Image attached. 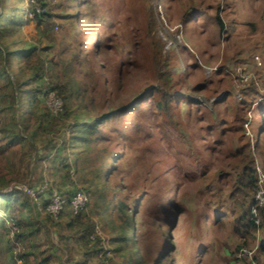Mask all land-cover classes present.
Segmentation results:
<instances>
[{"label":"rangeland","instance_id":"374dc122","mask_svg":"<svg viewBox=\"0 0 264 264\" xmlns=\"http://www.w3.org/2000/svg\"><path fill=\"white\" fill-rule=\"evenodd\" d=\"M26 1L21 3L20 0H5V10L4 15L0 17V27L3 28V32L11 30L6 35L10 36L7 38L8 42L13 43L16 47L27 46L29 49L32 47L30 51L36 46L42 58L50 61L51 67L46 71L47 81L51 79L55 84H62L68 80L72 82L69 106L74 108L76 115H91V119L84 123H90L93 118L95 119L98 116L97 110L107 108L110 102L106 95L117 91V88L113 86L108 92H104L98 82L97 74L92 69L91 58H99V50L94 43L96 36L92 34L93 32H100L104 38L109 37L107 39L111 45L110 54L115 59L117 58V62L123 55L127 57L129 53L132 57L137 55L138 59L146 60L140 67H135L130 63L125 69L128 83L126 89L121 92L123 99L117 105L128 103V100L136 96L142 89L158 81L156 61L164 58L165 53L169 52L174 57L171 60L173 64L178 63L183 69H187L183 77L187 75L185 78L186 88H194L193 93H189L195 95V103H203L202 106H197V104L185 106L182 99L178 100L183 106H181V112L177 114L176 119L187 131L185 135H182V139L176 138L178 135L176 130L172 135L161 137L159 149L162 154L157 157L159 169L156 168L154 174L146 166L147 154L141 153L142 145L148 143L149 139V136L142 137L141 128L148 125V131L151 134L156 122V117H153L146 124L143 123L146 112L152 109L150 106L151 97L141 105L139 104L140 107L134 106L126 118L130 120L122 130L133 129L130 134L132 138L129 140L131 147H128L124 135L117 133L111 124L103 121L99 132L103 138L98 147L99 152L89 145L86 146L85 152L83 150L79 153L77 158L79 170L74 171L73 169L71 173L76 188L88 192L89 203L85 211H89L98 222V233L104 244L101 256L106 250L116 264H129L126 262L128 258L123 256L128 253V248L123 246V243L114 244L110 241L113 237L111 231L117 224L116 211L113 205L112 207L106 205L101 179H96L94 172V170H101L105 157L109 153H114L117 155L104 166L106 176L109 175L113 179V167L118 164V157L123 156L119 164V173H122L119 178L121 186L117 189L112 202L114 204L121 195L125 194L127 190H122L125 183L133 182L137 198L131 204L133 211L138 213V220L147 216V213H142V210L149 208L156 197L163 196V188L160 185L164 179L168 189L177 188L166 199L164 211L158 212L153 218L152 225L158 229L159 239L152 245L150 252L146 253V259L141 263L133 261L130 264H156L155 259L163 253L165 254L164 264H253L250 257L237 256L239 250L244 247L254 251L258 264H264L261 261L264 256L259 255L261 239L264 237V229L260 226L261 222L256 239L250 244L236 249L240 242V235L233 232L229 224L213 226L214 223L210 217H206L203 221L199 218L200 213L205 211L210 212L213 216L215 209L227 213L226 207L229 206L230 201L219 194L216 184L220 181L214 172L224 168L230 175L238 176L241 169L235 165V159L232 158L233 154L230 150L235 151L241 141L246 139L254 141V117L258 123L263 122V114L257 113L256 105L264 96V0H164L160 3H157L158 0H50L48 11L51 13V19L45 20L40 25H37L33 20L27 21L29 4H26ZM194 5L205 8V10L198 12V16L192 22L184 20L187 11L191 10ZM10 8L15 10H10ZM17 11L20 12L19 18L22 20L16 17ZM215 11L219 13L225 23V28L220 32H218L214 19L209 18V15ZM150 12L154 13V18L150 19ZM19 21L21 27H13ZM147 28L150 29L149 34H147ZM134 32L145 33L146 39L141 40L143 44L136 39ZM98 35L100 34L98 33ZM154 40L156 50L151 55L149 44ZM139 44L143 48L141 51ZM21 55H16L17 63L21 59ZM145 64L146 69H144ZM123 69L124 67L121 68V70ZM172 71L176 72V67ZM103 75L105 76L104 71ZM250 83L255 84L261 94H251L250 91L243 94L241 89L250 86ZM77 85H80L82 92L78 91ZM48 88L58 90L52 86ZM86 88L93 98L85 92ZM177 89L179 90L180 86H177ZM58 92L60 93V90ZM227 92L233 93L232 98L235 102H241L244 97H249L253 106L247 111L246 104L243 103L237 105L234 102V105L231 106L226 105L225 102H218ZM60 95L62 96L61 93ZM6 98L1 96L0 100ZM5 101L3 103H6ZM64 107L65 100L63 98V107L59 111L60 113ZM213 111L215 113H212ZM3 112L7 120H13L12 114L4 110ZM23 117H27L26 113L23 114ZM164 121L166 120L162 122ZM116 122L120 123L119 120ZM54 124H57V120L53 123L52 135L57 138L62 137V142L65 138L64 135H67L66 140L62 143V146L65 145L61 150L63 154L65 149L68 151L70 147L73 133H70L62 124L59 127H54ZM260 134L264 140V128L262 127ZM192 140L193 144H190ZM144 141L147 142L143 144ZM4 143V141H0V173L2 172L0 177H3L0 178V184L2 181L10 182L11 185L4 190L10 191L27 182L17 184L16 180L10 179L11 181H9V176H17L13 172L14 168H20L22 172L26 171L30 164L32 167L35 163V155L33 158L27 157L28 149L21 147H29V143L25 140L14 142L13 148L9 149ZM178 148H183V150H177ZM75 149L80 151L82 147L76 145L72 150L73 154ZM171 149L177 150L176 156L183 153L185 156L176 161V156L171 154L173 153ZM175 161L176 163L182 162L180 165L182 177L177 173L174 175ZM41 163L44 164L42 173L44 179L49 181L48 188L55 178L58 184L54 182L52 190H58L66 185L61 182V173L57 171L55 174L54 165L56 166V163H53L51 158H45ZM168 163L170 166L164 170L163 166ZM161 171H165V178L161 176ZM262 171L264 173V168ZM40 180L41 178L36 182V186L45 181L40 182ZM65 182L70 183L69 180ZM230 185L229 182L226 183L223 193H227ZM216 193L218 195L214 198L213 194ZM177 196L179 201L185 203L190 210L185 214V219L179 217L180 213L172 205V201ZM2 199L0 198V201ZM16 205L13 203L10 209H5L0 205V220H4L8 226L13 224V217L18 218L16 210H13ZM39 212L41 221L48 220L44 211ZM173 213L174 217L172 221H169L168 216ZM223 215L222 219L225 218L229 221L230 217ZM49 223L53 222L49 221ZM202 225L204 226L203 234L200 231ZM64 230L57 225H51L48 232L33 236L32 240L37 251L44 250V254L49 253L50 255L51 249L58 251L59 248H63L59 251L64 252L65 257L72 252L75 253L74 242L71 243V251L66 249L63 240L64 237L68 238L69 230L63 232ZM4 232V228L0 227V239L3 243V249L0 251L1 262L17 264L15 255L14 258L9 256ZM16 234L17 230L9 229L10 242L16 246L19 245L20 251L16 253L21 254L25 248L27 249L29 241L20 240ZM200 236L203 242L209 241V249L199 258L192 259L190 244L197 242ZM67 243L70 242L66 240ZM174 243L176 246L178 245V249L169 255ZM117 245L124 248L116 251ZM76 254L77 258H83L81 251ZM38 257V261H40L42 256L38 255ZM27 259L23 260V264H26ZM47 259L46 262L49 264L70 263V260L63 262L55 256ZM236 259L249 260V263L239 262Z\"/></svg>","mask_w":264,"mask_h":264},{"label":"trees","instance_id":"16d2710c","mask_svg":"<svg viewBox=\"0 0 264 264\" xmlns=\"http://www.w3.org/2000/svg\"><path fill=\"white\" fill-rule=\"evenodd\" d=\"M49 1L50 0H27L26 4H29L27 8V21L33 20L37 25H40L45 20L47 21L51 19V13L48 11ZM163 1L164 0H158L157 3ZM20 2L25 3V0H20ZM4 10L5 0H0V17L4 15ZM10 10L15 9L10 8ZM203 10H205V8L194 5L191 10L187 11V15L184 17V20L192 22L194 18L198 16V12ZM16 17L22 20V18H19V11L16 12ZM149 17L150 19L154 18V13L150 12ZM209 18L214 19L218 27V32L225 28V23L217 11L210 14ZM18 26L21 27L20 21L17 25H13V27ZM149 26H151V23H149ZM10 31L11 30H9V32ZM9 32H3V28L0 27V97H7L6 99L0 100V130L2 131V138L4 139V145L7 149L13 148L14 142L25 140L29 143V147H21L23 149H28L27 157L33 158L35 155V163L33 166L31 167L30 164L29 168L23 172L20 168L15 167L13 172H15L17 176H9V181L12 179L16 180L17 184L27 181L26 184L28 186H36L38 179L41 178L40 182L45 180L44 175L42 174L44 171V164L41 162L45 158H51L52 162L56 163V166L53 164L55 172L59 171L61 173V182L66 184L58 190L71 200L76 192L83 190L76 188L77 186L74 184L75 182L71 171L73 169L74 171L79 170L77 158L79 153L83 150L85 152V148H87L86 146L91 145L92 148L99 152L98 147L103 139L99 133L101 123L103 121H107L111 124L117 133L126 137L125 140L127 145L128 147H131V142L129 140L132 138L130 134H132L133 129L130 131H123L122 128L129 123L130 119L126 118L130 112H132L134 106L140 107V105L149 97L152 98L150 103L152 109L146 112L143 117V123L146 124L148 120H151L153 117H156V122L153 126V132L151 134L148 131V125L141 128L142 137L149 136V139L147 140L148 143L142 145L141 153L147 154L148 161L146 166L148 170L154 174L155 169H159L157 167V157L162 154V151L159 149V141L161 137L168 134L172 135L174 130L178 131V135L176 136L178 139H182V135L186 134L187 130L176 119L177 114L181 112V106H194V104H197V106L203 105V103H195V95L189 93H193L194 88H186L185 78L187 75L183 77V74H186L187 69H183L178 63L173 64L171 62L172 58H174L172 57L171 52L165 53L164 58L156 61L158 77V81L156 83L142 89L136 96L129 99L128 103L124 105H117L122 101L123 94H121V92L126 89L128 83V75L126 74L125 69L130 63L135 67H140L146 60L138 59L139 56L137 55L132 57L129 53L127 57L123 55L121 60L117 62V58L115 59L110 54L111 45L108 41L109 37L104 38L100 32H98L100 35H98L97 32H93L92 34L96 36L94 43L99 50V58H91L92 69L94 73L97 74L96 76L98 82L104 92H108L113 86L117 88V91L110 92L106 95L107 100L110 102V105L107 108L97 110L98 116L95 119L93 118L90 123H84L86 120L91 119V115H76L74 108L69 106L73 87L72 82L68 80L62 84H55L51 79L50 81H47L46 71H48V69H50L49 67H51L50 61L42 58L36 46H34L33 50L30 51L32 47L30 49L27 46L16 47L13 43L8 42L7 38L10 36L7 37L6 35H8ZM149 33L150 29L147 28V34ZM134 35L137 37L136 39L143 44V41L141 40L146 39L145 33L134 32ZM154 45L155 40L149 44V48H151L149 53H151V55H153L156 50ZM142 49L143 48L139 44V50L141 51ZM17 54H22L18 63L15 59ZM176 60L179 61L178 58H176ZM26 61L28 62L26 63ZM122 67H124L123 70H121ZM174 67H176V72L172 71ZM144 69H146V64L144 65ZM103 71L105 72V76L103 75ZM49 86L60 90V93L65 100L64 110L59 115H54L46 105L45 91ZM177 86H180L179 90L177 89ZM76 87L79 92H82L80 85H77ZM241 90L243 94H246L248 91H250L251 94H261L259 88L253 83H250V86L248 87H243ZM85 92L89 95L91 94L87 88L85 89ZM232 97L233 93L227 92L218 102H225L226 105L232 106L235 102ZM181 99L184 101L183 105L178 101ZM3 101L6 103H3ZM235 103L237 105L242 103L244 105L246 104L247 111L253 106V102L249 101V97L247 96L244 97L243 101ZM256 107L257 113L263 114V122L260 124L258 123L256 117L253 118L255 134L254 141L246 139L241 141V144L235 149V151L230 150L233 154L232 158L235 159V165H238L241 169L237 174L238 176L235 177L230 175L228 170H225L224 168L214 172L215 176L220 181V183L216 184L219 194H222L223 197L230 201L229 206L226 207L227 213L226 211L215 209L213 210V216L208 211L202 212L199 215V218L202 221L205 220L206 217H210L214 223L213 226L229 224L233 232L240 235V242L236 249H239L243 245L250 244L251 241L256 239L259 225L252 219L254 217V205L257 207L261 218L260 226L264 229V204L261 205L256 200L259 168H264V140H262V136L260 134L261 127L264 128V96L261 97ZM23 108H25V110H23ZM3 110L12 114L13 120H7L3 115ZM25 113L27 117H23V114ZM212 113H215V111ZM55 120H57V124H54V127H59V125L62 124V126H65L70 133H73L71 138L72 140H70V147L68 148V151L65 149V153L63 154L61 150L65 145L62 146V143L66 140L67 135H64L65 138H63V142L61 140L62 137L57 138L52 135V128ZM116 120H119L120 123L118 124ZM163 120L166 121L162 122ZM147 141H144L143 144ZM190 144H193V140ZM76 145H81L82 149L80 151L75 149V153L73 154L72 150ZM171 150L173 152L171 154L175 155L177 150H183V148H178L175 151H173L174 149ZM116 155L117 154L109 153L107 157H105V162L101 170H94L95 178L101 179L105 192L104 198H106V205L108 207H112L113 205L116 211L115 220L117 224L114 225L111 231L113 237L110 241L114 244L123 243V246L128 248V253L123 254L124 257L128 258L126 262L129 264L133 261L141 263L144 259H146V253L150 252L152 245L159 239L157 234L158 229L152 225L154 222L153 218L158 214V212L164 211L166 199L171 195V193L175 192L177 188H167V183L164 179L165 171H161V176L164 177V181H162V184L160 185V187L163 188V196L156 197L149 208L142 210V213H147V216L141 217V219L138 220V213L133 211L134 209L131 204L132 201L137 198V194L134 192L133 182L125 183L122 189L123 191L127 190L125 194L121 195L114 204L112 202L117 189L121 186L119 178L122 176V173H119V164L123 156L120 155L118 157V164L113 167V179H111L109 175L106 176L104 166H106L109 160ZM183 156H185L184 153L176 156V161L181 157L183 158ZM86 160H88V158H86ZM181 163L182 162H177L174 169V175L177 173L180 177H182L180 172ZM169 166V163L165 164L163 169L166 170ZM192 172L199 173L197 171ZM0 178L3 177L1 176ZM55 179L54 182L58 184ZM66 180H69L71 184L66 183ZM54 182L51 183L49 188L47 187L44 191L39 192V196L44 203H47L50 200V194L52 193L51 188L53 187ZM227 182L231 185L229 189H227V193H223V189L225 188ZM41 184L35 188L40 189ZM10 185L11 184L8 181H2V184H0V198H3L2 201H0V205L5 209H10L13 206V203L17 204L16 207L13 208V210H16L18 215L16 223L19 230L16 235L22 241H29L27 243V249L25 248V251L22 253L25 259L28 258V261L26 260V264H49L46 262L48 261L47 258H51L52 256L58 257L63 260V262L70 260V263L68 262L69 264H109V262H111V264H116L115 261H112L113 257L109 256L106 250L101 256L104 251L103 239L98 233V222L95 217L90 214L89 211H85L88 206L78 213H73L71 205L68 203V209H65L58 216H50V214L47 213L45 214L47 217L46 219L52 221L53 223H49L48 220L41 221L39 217L40 210L31 195L24 188L18 186L14 187L10 191H4L5 188ZM85 192L88 193L87 191ZM217 195L218 193L213 194V197L215 198ZM172 205L173 207H176L180 213L179 217H183L182 219H185V214L190 212L185 203H181L179 201L178 196L172 201ZM222 215L229 216V221L225 218L222 219ZM173 217L174 213L169 214L168 220L172 221ZM51 225H57L61 229H65L67 231L69 230L68 238L64 237L63 241L66 245V249H69H67V251H71V243L74 242L76 245L75 253L72 252L70 255L65 257L64 252L59 251V249L61 250L63 248H59L58 251L51 249L50 255L49 253L44 254V250L37 251L32 237L43 234V232H48ZM0 227L5 230L4 233L7 238L6 248L8 249L9 256L10 258H14L15 249L13 244L10 242L11 238H9L8 235L11 227L8 226L4 220H0ZM203 228L204 226L202 225L200 228L201 234H203ZM65 230L63 232H65ZM60 236L61 239H63L62 235ZM200 238L197 242L190 244L192 259H195L196 257L199 258L206 252V250L209 249V241L203 242L202 238ZM66 240L70 243L66 244ZM64 244L62 243L63 246ZM173 245L175 246L173 247ZM173 245L168 253L169 255L176 252L178 249V245L176 246L175 243ZM260 245L259 255L262 257V255L264 256V237L261 239ZM2 246V239H0V251L3 249ZM123 248L124 247L117 245L116 251H120ZM80 251L82 252L81 255L83 258L76 257V253H79ZM38 255L42 256L40 261H38ZM164 256V253L160 254L159 257L155 259V263L164 264ZM236 261L249 263V260L245 259H236ZM261 261L264 262V257L261 258ZM0 264H3L1 259ZM58 264L64 263L59 262Z\"/></svg>","mask_w":264,"mask_h":264},{"label":"built area","instance_id":"2783aa9c","mask_svg":"<svg viewBox=\"0 0 264 264\" xmlns=\"http://www.w3.org/2000/svg\"><path fill=\"white\" fill-rule=\"evenodd\" d=\"M45 102L49 110L54 114L58 115L60 110L63 107V98L56 89H50L47 88L45 91ZM59 112V113H58ZM1 122V118H0ZM0 141H4L2 138V131L0 130ZM48 180H45L41 186L40 189H36L33 187L28 186L27 184H21L30 195L33 197L34 201L36 202L38 208L40 211H44L45 213L50 214L51 216H58L61 214L67 207L68 203H70L72 212L78 213L81 210L85 209L89 203V196L88 194L80 190L75 193V195L69 200L66 196H64L62 193H60L58 190H52V193L50 194V200L47 203H44L40 196L39 192L44 191L48 187ZM256 200L263 205L264 204V173L262 169L259 168V178H258V189L256 193ZM253 213L254 217L252 218L255 223L259 225L261 222V218L258 213L257 207L253 206ZM13 220L16 221L15 217H13ZM13 221V224L10 225L12 230H19V227L16 222ZM14 244V243H13ZM15 249V259L17 261V264H23V260L25 257H23L22 253L17 254L16 252L20 251L19 245H13ZM17 249H19L17 251ZM238 257H250L253 260V264H258L257 261V255L254 253L252 249H247L246 247L239 250Z\"/></svg>","mask_w":264,"mask_h":264},{"label":"crops","instance_id":"0c3cea01","mask_svg":"<svg viewBox=\"0 0 264 264\" xmlns=\"http://www.w3.org/2000/svg\"><path fill=\"white\" fill-rule=\"evenodd\" d=\"M55 174H56V172H55ZM62 176V175H61ZM60 177V176H59ZM60 179H61V177H60Z\"/></svg>","mask_w":264,"mask_h":264}]
</instances>
